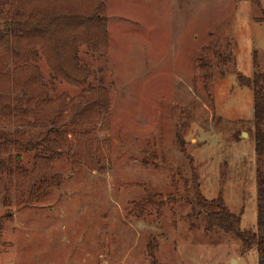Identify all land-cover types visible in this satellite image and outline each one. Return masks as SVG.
<instances>
[{
	"label": "rangeland",
	"instance_id": "1",
	"mask_svg": "<svg viewBox=\"0 0 264 264\" xmlns=\"http://www.w3.org/2000/svg\"><path fill=\"white\" fill-rule=\"evenodd\" d=\"M101 1L108 48L86 60L109 105L57 81L31 126L0 117V130L46 132L52 159L38 175L35 152L0 150L21 168L0 171V264H258L237 234L208 229L192 184L257 230L264 167L238 77L264 72V0Z\"/></svg>",
	"mask_w": 264,
	"mask_h": 264
},
{
	"label": "trees",
	"instance_id": "2",
	"mask_svg": "<svg viewBox=\"0 0 264 264\" xmlns=\"http://www.w3.org/2000/svg\"><path fill=\"white\" fill-rule=\"evenodd\" d=\"M103 7L101 0H0V117L13 116L14 120L31 126L29 118H39L36 104L46 103L57 81L90 90L89 104L93 107L109 105L107 89L91 83L93 70L86 60L90 54H105L108 48ZM258 21L263 22L264 16ZM253 57L254 66L258 67L256 53ZM42 62L46 64L48 77L42 71ZM253 74L239 75L238 82L253 90L254 150L264 167V72ZM10 144L19 152H35L32 173L39 175L52 161L46 132L36 140L18 130H0V150ZM2 169L9 175L21 170L12 157L7 161H1L0 157ZM256 172V231L241 230L240 215L231 212L222 197L206 198L195 178L192 201L206 213L208 229L221 228L237 234L242 239L243 251L255 247L258 264H264V170L258 168ZM49 185L47 179L41 180L30 191L29 200L42 202ZM158 197H148L146 202L161 206L164 200L161 195Z\"/></svg>",
	"mask_w": 264,
	"mask_h": 264
}]
</instances>
